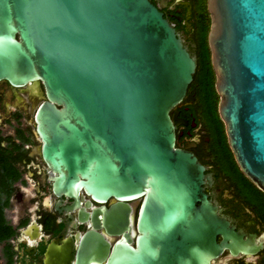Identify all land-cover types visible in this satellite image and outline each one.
Here are the masks:
<instances>
[{
  "label": "water",
  "instance_id": "95a60500",
  "mask_svg": "<svg viewBox=\"0 0 264 264\" xmlns=\"http://www.w3.org/2000/svg\"><path fill=\"white\" fill-rule=\"evenodd\" d=\"M207 5L227 144L243 176L264 193V0ZM195 71V58L149 0H0V81L37 85L35 133L53 192L76 204L81 191L97 202L116 198L81 220L118 232L130 225L127 202L141 199L143 249L118 240L105 264H135L145 255L160 264L165 245L181 234L198 243L200 264L203 251L250 252V240L203 192L204 166L175 144L182 121L170 111ZM98 240L88 235L85 245ZM82 257L78 250L76 264H85Z\"/></svg>",
  "mask_w": 264,
  "mask_h": 264
},
{
  "label": "flooded vegetation",
  "instance_id": "af4514ba",
  "mask_svg": "<svg viewBox=\"0 0 264 264\" xmlns=\"http://www.w3.org/2000/svg\"><path fill=\"white\" fill-rule=\"evenodd\" d=\"M149 1L174 28L183 46L196 60V71L186 96L170 111L171 116L177 113L182 121L175 128L176 147L197 157L204 166L203 192L208 200L218 208L219 216L226 218L250 240V252L237 256H232L227 249L217 257H210L203 251L206 264H264V193L240 172L227 139L232 166L240 172L242 184L216 162L213 140L201 117L197 92L192 87L201 57L206 53L218 109L219 97L208 45L211 26L208 0ZM36 86L14 87L7 81H0V165L17 169L21 174L12 185L9 205L4 210L14 209L11 220L6 218L14 233L0 242V264H76L78 250L84 255L85 264H105L118 240L140 253L143 248L137 241L140 233L137 216L141 199L127 202L131 208L130 225L127 230L118 232L104 225L94 227L90 221L81 220L84 214L91 217L92 212L102 206L109 209L117 202L116 198L97 202L81 191L76 204L75 199L53 192L49 168L40 151L41 140L35 133L34 113L41 102ZM29 180L31 188L28 187ZM91 234L99 240L86 247L85 241ZM217 239L220 241L221 238ZM190 240L185 241L181 234L170 247L165 245L160 264H200L198 243ZM254 249L257 250L253 252ZM144 251L150 252L151 247ZM145 257L135 260V264H152L149 260L146 262Z\"/></svg>",
  "mask_w": 264,
  "mask_h": 264
},
{
  "label": "rangeland",
  "instance_id": "374dc122",
  "mask_svg": "<svg viewBox=\"0 0 264 264\" xmlns=\"http://www.w3.org/2000/svg\"><path fill=\"white\" fill-rule=\"evenodd\" d=\"M207 54L204 53L201 57L200 68L194 79L193 88L197 92V101L200 108V114L204 121L209 134L213 138V151L215 153L216 162L219 163L230 176L238 181L242 182L241 174L233 166L231 161V154L227 150L226 135L224 125L219 117L218 109L216 107V96L213 91V79L206 65ZM35 107L30 112L33 114ZM241 176V177H240ZM245 181V180H244ZM32 182L28 181V187L31 188ZM242 184V183H241ZM13 207H10L5 212V217L11 220Z\"/></svg>",
  "mask_w": 264,
  "mask_h": 264
},
{
  "label": "trees",
  "instance_id": "16d2710c",
  "mask_svg": "<svg viewBox=\"0 0 264 264\" xmlns=\"http://www.w3.org/2000/svg\"><path fill=\"white\" fill-rule=\"evenodd\" d=\"M20 175V171L17 169L2 168L0 165V242L9 239L14 233L12 226L5 217L4 210L9 205V196L12 191V185ZM243 178L246 180L245 177Z\"/></svg>",
  "mask_w": 264,
  "mask_h": 264
}]
</instances>
